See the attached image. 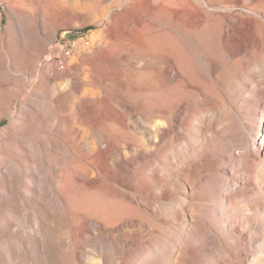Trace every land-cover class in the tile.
Returning a JSON list of instances; mask_svg holds the SVG:
<instances>
[{"label": "rangeland", "instance_id": "obj_1", "mask_svg": "<svg viewBox=\"0 0 264 264\" xmlns=\"http://www.w3.org/2000/svg\"><path fill=\"white\" fill-rule=\"evenodd\" d=\"M0 18V264H264V0H0ZM64 114L72 157L43 149L64 190L24 195L28 139L64 137Z\"/></svg>", "mask_w": 264, "mask_h": 264}, {"label": "bare ground", "instance_id": "obj_2", "mask_svg": "<svg viewBox=\"0 0 264 264\" xmlns=\"http://www.w3.org/2000/svg\"><path fill=\"white\" fill-rule=\"evenodd\" d=\"M21 11V10H19ZM0 33H1V18H0ZM100 58L102 59H106L108 60L109 55L107 52H100L99 53ZM5 69H7L6 73L7 74H12V70L15 69L14 63L12 61L8 62V67H5ZM174 77L180 81L181 83H183L184 81L182 80V73L177 71V73L174 75ZM48 78V77H47ZM45 90L47 91H51V84L49 79H45L42 81V86ZM41 97V95H40ZM38 101L39 98H30V104L28 103H23L21 106V111L23 113H25L27 116L31 115V118H33L34 120H38L40 118V113L37 111V107H38ZM36 111V112H35ZM178 111V110H177ZM173 116L175 117V111L174 113H172L170 115V119L169 121H172ZM62 119V120H61ZM61 119H59V123H58V129L60 131L63 132L64 137H61L60 139H50L49 137H47V139L45 138L44 141L41 140H33L31 138L28 139V142H32L33 143V149L31 150V155H32V161H33V165L35 167H38L39 170H42V175H40V173H38L35 169V167L33 166L30 171L26 170L23 164H18L19 166H17L16 164V168L19 172L26 170L29 173L32 174V176L34 178H36L39 181V187H35L33 185V181H29L27 179V181H25V185H24V190H23V194L24 195H29L32 197L38 198L39 196H43V195H47L48 197H52V198H56L57 193H60L63 189V187L59 186H53L51 187L49 182L50 179L52 178L51 176V169L52 167H44V152L43 149L46 150V145L48 146H55L57 149H60L61 154L63 157H69L71 158L73 155V152L71 151L72 149V144H76V138L74 137V134L71 132L72 129L70 128L71 125L67 122L68 121V117L67 115H63L61 117ZM16 122V121H14ZM71 130V131H69ZM40 144V145H38ZM44 147V148H43ZM119 150H121V147H119ZM120 156L123 157V153L121 151ZM49 163H51V161H47ZM26 172V173H27ZM29 174V176L31 175ZM32 176H30L32 178ZM72 177H75L74 175ZM59 178H61V180L65 181L67 186L66 187V192L67 194H73L75 195L74 192V187L70 186V179L71 176L67 175L66 173H61L59 174ZM55 181V180H54ZM61 183V182H60ZM59 183V185H60ZM11 191L14 189V185L9 188ZM45 193V194H44Z\"/></svg>", "mask_w": 264, "mask_h": 264}, {"label": "built area", "instance_id": "obj_3", "mask_svg": "<svg viewBox=\"0 0 264 264\" xmlns=\"http://www.w3.org/2000/svg\"><path fill=\"white\" fill-rule=\"evenodd\" d=\"M78 42L76 40L68 41L62 51V55L58 57L57 63L60 68H64L66 66V59L71 57L75 51L77 50Z\"/></svg>", "mask_w": 264, "mask_h": 264}]
</instances>
